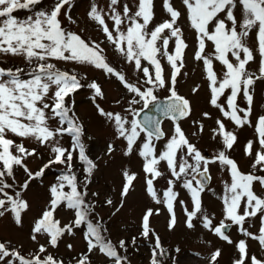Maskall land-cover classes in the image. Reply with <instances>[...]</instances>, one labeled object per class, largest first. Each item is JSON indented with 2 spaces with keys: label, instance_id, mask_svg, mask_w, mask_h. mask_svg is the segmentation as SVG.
Listing matches in <instances>:
<instances>
[{
  "label": "snow or ice",
  "instance_id": "snow-or-ice-1",
  "mask_svg": "<svg viewBox=\"0 0 264 264\" xmlns=\"http://www.w3.org/2000/svg\"><path fill=\"white\" fill-rule=\"evenodd\" d=\"M43 3L44 0H0V57L20 58L24 62L23 66H0V218L10 215L15 226L22 228L23 216L31 208L24 193L34 181L42 183L53 166L60 168L55 182L48 186L45 207L31 223L29 235L37 247L25 253L22 246L17 247L11 240H0V264H65L48 249L58 248L61 239L66 234L74 236L76 230H82L86 251L72 257L69 264H92L91 255L97 251L107 258L108 264H130L123 254L128 242L121 239L114 243L110 239L102 218L95 215L96 202L89 199L90 195L99 196L98 192L89 193L99 164L88 154L84 142L87 129L75 111L74 100L75 93L85 87L91 90L90 99L98 115L113 129V141L124 143L123 155L129 157L135 152L143 161L147 195L166 208L169 231L178 223L175 212L178 203L183 207L187 229H194V221L199 220L212 235L234 246L238 255L232 264H264V257L250 254L248 244V240L254 241L264 251V193L257 191V186L264 189V114L255 120V143L249 140L244 148L245 155L252 157L249 172H242L227 154L238 137L225 124L230 121L236 128L253 126L254 86L264 81V0H182L187 20L196 34L193 58L202 62L210 91L209 104L222 117L215 120L212 139L219 137L223 150L211 159L191 142L179 123L192 113L191 102L176 89L189 45L178 24L182 13L171 0H162L170 18L151 29L154 0H136L135 10L127 3L121 4V0H107L105 7L96 2L90 4L88 19L114 50L134 65L136 72L142 73L135 82L110 64L102 42L85 38L71 28L77 24L71 14L78 6L76 0H51L47 8L40 7ZM19 11L28 14L20 18L15 15ZM254 30L255 49L249 45ZM170 42H174V47H170ZM208 42L213 46L211 53L206 50ZM257 54L258 72L249 71L248 66ZM53 61L88 65L115 77L131 94L127 106L120 111L105 109L98 102L106 96L97 81L85 83L86 75L61 70ZM162 61L170 67V76L166 75ZM215 62L223 66L222 76L215 70ZM161 89H167L169 95L158 111L173 122L171 135L167 137L160 120L148 115L137 119L143 109L158 103L157 93ZM197 91L198 86L193 88V93ZM241 96L246 107L239 103ZM115 104L120 105V99ZM137 105H141L139 110ZM202 116L211 118L208 112ZM193 123L198 125L199 133L204 131L203 123ZM142 134L143 142L138 143ZM65 137L70 141L67 146L63 143ZM165 137L162 150H158L156 142ZM25 141L36 146L29 147ZM38 148L47 150V160ZM115 151V143L109 142L106 153L111 156ZM31 158L42 161L36 171L28 166ZM162 162L170 178L161 195L155 182L164 176L160 169ZM216 163L230 177V182H223L224 194L220 197L223 218L218 224H214V217L207 214L202 202V193L211 179L209 165ZM18 170L25 174L22 182L17 181ZM122 178L119 202L114 203L111 198L103 201L114 208L113 215L124 207L137 174L125 168ZM177 185L189 195L191 210L184 200L178 199ZM61 206L73 212V219L66 224L55 216ZM159 214V209L148 208L141 217L140 236L153 241L150 264H164L163 257L168 255L151 227L150 218ZM254 219L259 220L258 232L249 230V221ZM233 226L246 239L233 241L228 235ZM38 237H45V243H40ZM131 243H136V237L131 238ZM67 248L74 251L71 244ZM221 256L220 248L210 251L208 264H219ZM172 264H176L175 258Z\"/></svg>",
  "mask_w": 264,
  "mask_h": 264
},
{
  "label": "rangeland",
  "instance_id": "rangeland-1",
  "mask_svg": "<svg viewBox=\"0 0 264 264\" xmlns=\"http://www.w3.org/2000/svg\"><path fill=\"white\" fill-rule=\"evenodd\" d=\"M96 2L100 7H105L107 0H76L77 7L72 11V16L77 20V24L71 25V28L78 31L85 38L102 42L101 47L105 49V55L112 66L117 70L122 71L126 77L135 82L138 77H142V73L136 72L134 65L125 61L124 57L119 55L114 47L109 44L103 33L98 29L94 22L90 21L87 17V11L90 4ZM173 6L179 10L182 15L178 21L181 27L186 43L189 47L185 50V67L182 69V73L178 76V83L176 89L179 95L187 98L191 102L192 113L189 118L180 122L181 127L188 135L192 143H194L202 154L206 158H213L216 153L223 150L220 138L212 139V129L216 127L215 120L222 119L217 109H214L209 104L210 91L208 82L203 73L202 62L196 61L194 52L196 49V34L190 27L187 20L186 9L182 3V0H171ZM51 3V0H44V3L40 5L42 8H47ZM127 3L135 10L136 0H121V4ZM154 12L155 16L149 29L154 28L159 23L166 19H169V15L164 11L162 6V0H154ZM25 11H19L15 15L23 18L27 15ZM111 25V21L108 22ZM68 26L67 24L65 25ZM249 45L255 49V30L250 34ZM170 47H174V42H170ZM207 52L211 53L213 46L211 42L207 43ZM57 64L61 70L65 71H77L81 75H86L87 82L92 80L97 81L105 93L106 99L104 101H98L105 109H112L120 111L122 107L127 106V99L131 97V94L122 87L115 77L106 76L102 70L95 69L88 65H77L70 62L53 61ZM24 62L20 58L15 57H0L1 66H23ZM145 66L147 62H144ZM165 68L166 75L170 76L171 69L167 65L166 61H162ZM259 57L257 54L256 60L250 62L249 71L258 72ZM150 67V66H149ZM215 70L222 76L223 66L219 62L214 63ZM198 86V91L193 93V88ZM92 93L91 90L86 87L79 90L74 95L75 111L81 117L85 123L87 129V137H85V144L88 147V154L91 158L96 159L99 164V168L94 173L92 183L89 185V193L98 192V197H91L89 199L96 202L95 215L102 218V226L107 229V234L110 239L116 243L123 239L128 242L127 252L123 253L127 255L130 264H150V255L153 245L152 240L144 239L140 236V224L142 214L146 209H159V215H153L150 218L151 227L159 235L162 245L168 255L163 257L164 264H172V259L175 258L176 264H208V255L210 251L215 248L222 249V256L219 259V264H232V261L237 257V252L232 245H228L225 242L219 240L212 235L206 229L202 227L199 220L194 221L196 227L194 229H187L184 221L186 219L183 211V207L177 203L175 212L177 216V226L174 230L169 231L167 228V222L169 214L163 205H157L147 195L145 186V174L142 171L143 161L134 152L131 156L125 157L123 155L124 143L122 141H113V129L104 121V118L100 117L96 111V108L90 99ZM169 93L167 89H161L158 91L157 96L159 98L168 97ZM120 99L121 104L116 105L115 101ZM241 107H246V104L241 96L239 98ZM137 110L141 108V105L136 106ZM208 112L210 119H204L202 114ZM264 114V81H258L254 86V111L251 117L253 126H244L243 128H236L230 121H225L226 127L229 131H234L237 134L238 141L234 145L233 149L229 150L227 154L230 158L234 159L242 172L251 171L252 157L246 156L244 148L249 140L256 141V133L254 124L256 117ZM193 121H199L204 124V131L199 133L197 131L198 125ZM173 125L167 121L163 124V130L167 135H171ZM196 132V135L193 133ZM165 139L157 141L158 150H162ZM19 142V141H18ZM69 138L65 137L63 143L65 146L69 144ZM109 142H114L116 151L109 156L106 153V146ZM143 142V134L141 140L138 143ZM29 147L36 146L32 142L25 141ZM258 149V144H256ZM38 151L43 156L44 160L48 159V152L44 148H38ZM30 169L33 171L38 170L42 161L39 158H31L27 162ZM78 167H80L78 165ZM52 168L57 169V173L52 172ZM46 172V175L41 181H34L29 189L24 193V198L31 205L30 211L23 216V227L17 228L12 221L10 215H6L0 218V240H11L17 247L22 246L25 253L33 251L37 244L30 239V228L34 218L38 217L45 207L48 199V186L55 182L56 176L59 174L60 166H53ZM127 168L131 172L137 174V179L134 181V187L130 190V194L125 198L124 207L113 215L114 208L104 205L103 201L106 198L113 199L114 203L119 202V192L122 188L123 178L122 171ZM210 168V182L207 190L202 193L203 207L209 216L214 217V224H218L223 218V204L220 197L223 193V182L229 181L227 170L221 169V166L216 164L209 165ZM160 169L164 172V176L159 178L155 182L157 190L162 195V192L167 187V179L170 178L166 164L163 162L160 165ZM25 174L22 170L17 171V181L22 182L25 179ZM176 191L179 192L178 199L184 200L189 210H191V200L185 190L177 185ZM257 191L264 193V189H260L257 186ZM56 219L60 220L62 224H66L73 219V212L67 210L63 206L57 210ZM250 231L258 232L259 220L254 219L249 221ZM228 235L233 241L239 239H246L240 235L236 227L233 226L228 232ZM136 237V243H131V238ZM40 243H45V237H38ZM210 242V243H209ZM71 244L74 251H70L67 245ZM250 254L257 255L258 257H264V251H260L256 242L248 240ZM46 247H48L46 245ZM179 249V252L176 249ZM49 252L55 255L59 259H63L65 264H69L72 257L76 256L82 251H86V243L83 239L82 230H76L74 236H68L67 234L61 239L58 248L52 249L49 247ZM92 264H108L107 258H105L98 251L91 255ZM74 264V262H73Z\"/></svg>",
  "mask_w": 264,
  "mask_h": 264
},
{
  "label": "water",
  "instance_id": "water-1",
  "mask_svg": "<svg viewBox=\"0 0 264 264\" xmlns=\"http://www.w3.org/2000/svg\"><path fill=\"white\" fill-rule=\"evenodd\" d=\"M167 102V98L165 99H158V103L154 105H150L149 108L143 109L141 115L137 117V119H142L145 115L152 116L155 119L160 120V127L162 128V123L164 120L168 119L165 117L161 112L158 111L159 105H162ZM170 120V119H169Z\"/></svg>",
  "mask_w": 264,
  "mask_h": 264
}]
</instances>
